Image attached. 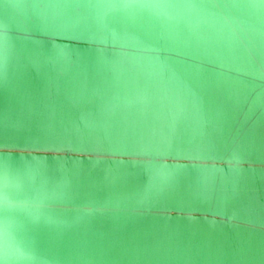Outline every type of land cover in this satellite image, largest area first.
<instances>
[{"label": "water", "instance_id": "obj_1", "mask_svg": "<svg viewBox=\"0 0 264 264\" xmlns=\"http://www.w3.org/2000/svg\"><path fill=\"white\" fill-rule=\"evenodd\" d=\"M0 264H264V0H0Z\"/></svg>", "mask_w": 264, "mask_h": 264}]
</instances>
